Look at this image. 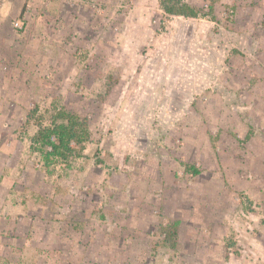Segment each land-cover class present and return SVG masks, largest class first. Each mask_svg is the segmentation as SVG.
<instances>
[{
    "label": "rangeland",
    "instance_id": "374dc122",
    "mask_svg": "<svg viewBox=\"0 0 264 264\" xmlns=\"http://www.w3.org/2000/svg\"><path fill=\"white\" fill-rule=\"evenodd\" d=\"M185 1L0 0V264H264V0Z\"/></svg>",
    "mask_w": 264,
    "mask_h": 264
},
{
    "label": "trees",
    "instance_id": "16d2710c",
    "mask_svg": "<svg viewBox=\"0 0 264 264\" xmlns=\"http://www.w3.org/2000/svg\"><path fill=\"white\" fill-rule=\"evenodd\" d=\"M158 1L161 8L168 14L197 17L201 12L199 7L191 5L185 0ZM29 117L27 115V119ZM55 118L56 120L52 122L51 126L40 125L32 137V140L40 143L42 147L47 146L50 148L42 152L45 161L52 160L54 157L65 158L71 153L78 155L83 150L84 144L90 139L87 122L79 115L61 111ZM162 229L166 235L165 241L174 244L177 235V223H169L163 226Z\"/></svg>",
    "mask_w": 264,
    "mask_h": 264
}]
</instances>
